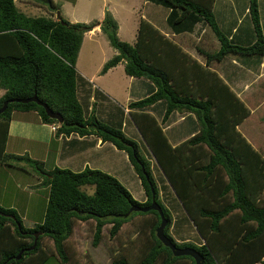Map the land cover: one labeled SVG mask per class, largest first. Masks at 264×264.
Instances as JSON below:
<instances>
[{"label":"trees","instance_id":"1","mask_svg":"<svg viewBox=\"0 0 264 264\" xmlns=\"http://www.w3.org/2000/svg\"><path fill=\"white\" fill-rule=\"evenodd\" d=\"M14 1L0 0V89L4 91L0 108L5 101L36 96L59 113L63 123L49 118L44 108L33 102L9 103L0 115V165L28 172L22 166L27 164L48 189L43 221L33 227H24L13 209L0 207L1 213L15 217L14 221L0 215V264H47L51 257L58 258L60 264H76L70 261L67 246L77 222L94 221L92 245L97 246L106 225H110V236H116L136 216L143 218V244L135 254L115 255L112 264H195L191 257H174L157 239L161 218L156 211H131L133 207L150 206L152 190L167 221L165 235L178 247L194 248L203 257V264H264V206L259 198L264 190V157L236 129L248 117L249 109L208 68L211 61L219 62L226 56L264 57L258 1L249 0L248 5L255 41L242 47L232 44L219 30L212 11L214 0H146L169 11L166 23L176 34L191 32L199 23L210 28L219 50L206 53L204 66L144 20L139 22L133 45L119 40L117 22L108 11L104 13L100 30L117 55L104 64L101 73L123 62L127 76L145 79L154 88L150 95L127 105L148 155L122 130L94 116L85 117L77 99L75 63L83 35L97 23L28 17L18 11ZM49 4L54 9L52 1ZM157 103L164 109L162 121L174 112L191 113L198 132L173 147L161 124L148 112ZM18 111L35 112L42 123L56 125L58 135H94L125 152L146 200L139 203L115 177L100 170L46 169L45 163L28 154L8 153L9 124ZM152 159L203 240L200 246L178 244L170 236L172 219L160 200ZM85 186L93 187L92 194L82 190ZM229 192L233 193L230 202ZM225 217L227 228L221 224ZM225 229L227 232H223ZM37 232L41 234L34 249L26 252ZM45 238L51 241L54 253L43 244ZM21 251L22 256L16 260Z\"/></svg>","mask_w":264,"mask_h":264},{"label":"crops","instance_id":"2","mask_svg":"<svg viewBox=\"0 0 264 264\" xmlns=\"http://www.w3.org/2000/svg\"><path fill=\"white\" fill-rule=\"evenodd\" d=\"M257 1L261 31L264 37V0ZM129 3L130 6L127 5L128 10L126 12L129 16L134 17V24H129L133 43L136 41L139 22L144 20L167 39L178 45L183 52L200 65L204 66L206 64V53L212 54L219 50V42L206 24L199 23L191 32L176 34L166 23L169 11L164 7L154 5L146 0H130ZM248 5L249 0H214L212 7L219 30L232 44L242 47H248L255 41ZM108 9L117 22V35L119 38L121 22L115 16V9ZM134 11L139 12L140 16L135 18ZM103 17L104 12H101L99 19L96 21L101 22ZM99 30V26H96L91 32L88 34L86 32L83 36L75 63L78 76L76 84L77 99L83 107L85 117L94 116L101 123L122 130L127 137L137 142L140 147L141 143L138 142L140 135L138 136L139 133L135 126L133 125V129L127 121V119H130L127 105L150 95L154 88L145 79L127 76L124 72L123 62L107 72L101 73L104 64L117 55V51L114 49V54L108 56L98 46L102 42V39H100L102 33ZM85 40H87V43H94L95 47L99 49L101 53L99 63H95L97 58L93 53L90 54L88 59L86 53L84 55V52L88 50L86 49L87 43H85ZM105 44H109V42L105 41ZM208 68L217 73L226 86L249 109L248 117L236 129L247 140L252 149L264 157V129H262L264 128V57L226 56L219 62L211 61ZM3 94L4 91L0 94V97ZM114 98L121 104L116 103ZM109 104H112V108H109ZM148 112L161 124L164 134L173 147L198 132L197 120L191 113L174 112L166 121H162L164 109L161 103L151 106ZM53 126L57 130L56 125L42 123L35 112H14L9 124L6 151L17 155L28 154L30 158L45 163L46 169L55 166L72 172H80L86 168L100 170L115 177L122 185H129V181L135 178L138 179L126 153L117 150L111 143L102 142L100 138L94 135H58L56 130H52ZM48 161L50 164H48ZM24 174L26 173L19 169L0 165V175L5 177L4 180L0 179V192L7 190L9 186L13 190L11 185H15V189H18V181L15 180L14 182L10 179L16 177L23 180ZM37 181L35 186L30 187L38 188L37 186L43 185L42 178H38ZM167 186L168 183L162 181L160 185L162 192L159 190V194L161 202L171 215L170 236L173 235L178 244L190 242L200 246L203 242H198L197 236L199 234L195 226L191 220L188 221L181 203ZM223 186L225 187V185ZM254 186V182L251 181L252 192H254ZM232 194L231 192L227 194L229 202L233 199ZM32 196L33 194L30 193L27 198L23 196L29 202L27 210H30V202L32 201L30 197ZM141 196L143 198L139 203L146 200L144 192L141 193ZM259 198L264 206V190ZM4 208L13 209L18 213L15 204ZM227 218L221 220L223 228H227ZM223 232H227V230L225 229ZM253 264H262V262Z\"/></svg>","mask_w":264,"mask_h":264},{"label":"rangeland","instance_id":"3","mask_svg":"<svg viewBox=\"0 0 264 264\" xmlns=\"http://www.w3.org/2000/svg\"><path fill=\"white\" fill-rule=\"evenodd\" d=\"M49 1H52L54 9L50 8ZM129 1L130 0H38L34 2L31 0H15L14 4L19 12L28 17H45L56 20L58 16L60 19H63L68 23H97L90 31L87 32V34L91 32L96 26H99L100 29V22H97L96 20L99 19L101 12L105 13L106 11H108L110 13L108 8H114L116 12L115 16L119 18L121 22L119 40L133 45L134 41L132 40L131 26L129 24H134V17L129 16L126 12L128 10L127 5L130 6ZM25 9L28 11V13ZM134 13L135 18L140 16L139 12L134 11ZM99 32H101V30H99ZM102 34L100 35V39H102V42H100L101 45L98 46H100L108 56H112L115 50L110 47V44H105V41L108 40L106 36L104 34L103 36ZM85 43H87V40H85ZM95 46L96 45L94 43H87L86 49L88 50L87 52H84V55L86 53L88 59L90 54L93 53L97 58V62L95 63H99L101 53ZM2 92L3 91L0 89V94H2ZM114 100L116 101V103H120L116 98H114ZM109 108H112V104H109ZM127 121L129 125H132L133 127V123L130 121V119H127ZM138 139L139 144L141 143V151L143 153L145 152V155H148V151L145 148L141 137L139 136ZM49 161L48 164H50ZM22 166H24L28 172H25L26 174H24L23 180L16 177H12L10 179L14 182L15 180L18 181V189H15V185H11L13 190H11L9 186L7 190L5 189L4 191L0 192V205L2 208H4L15 204L16 210L18 211L17 214L22 220L24 227H33L34 224H40L43 221L46 208L45 196L47 188L45 187V185H39L37 186L38 188H31L37 184V180L38 178H40V176L35 171H33L31 167L27 166V164L22 163ZM151 169L155 182H157V187L162 192V190L160 189L161 182L164 181L165 183L167 181L161 173L160 169L157 167L154 159H152L151 161ZM0 179L4 180L5 177L0 175ZM129 182V185L123 186L131 193L132 197L136 201L141 202L143 198V196H141V193H143V190L140 185V180L135 178L134 180H131ZM167 188L171 191L169 185L167 186ZM82 190L87 194H92L93 187L85 186L82 187ZM164 190L166 189L164 188ZM29 193L33 194V196L30 197V199H32V201L30 202V210H27L29 202H27L24 197L27 198ZM187 219L188 221H190L188 216ZM142 222V217L136 216L132 218L121 227L116 236H110V225H106L102 229V237L97 246L92 245L94 221L77 222L67 246V252L70 261L76 264H112L111 258H113L115 255H118L119 253L123 255H127L128 253L135 254L136 252H138V245L140 247L143 244L144 238L146 236L143 235L140 231V225ZM172 237L174 238L176 243H178L177 239L173 235ZM197 237L198 242H203L200 239L199 235ZM135 240L138 241V244H131V242ZM43 244L49 247L48 249L51 250V253H54L53 245L49 239H43ZM47 264H60V261L56 257H51Z\"/></svg>","mask_w":264,"mask_h":264},{"label":"water","instance_id":"4","mask_svg":"<svg viewBox=\"0 0 264 264\" xmlns=\"http://www.w3.org/2000/svg\"><path fill=\"white\" fill-rule=\"evenodd\" d=\"M57 18H59L57 16ZM61 21V20H60ZM61 23L63 25H65L66 23L61 21ZM12 102H17V103H30V102H33V103H36L37 105L41 106L44 108V111L46 113V115L51 118V119H54L56 121H58L59 124H62L63 123V118L62 116L59 114V113H55L53 112L45 103L41 102L40 100L37 99L36 96H33V97H30L28 99H13V100H8V101H5L3 103V105L1 106L0 108V115L6 110L7 106L9 103H12ZM149 210H153V211H156L160 218H161V223L160 225L157 227L156 229V237L157 239L162 243V245L166 248H168L172 255L174 257H182V256H186V257H191L193 260H194V263L195 264H203L204 260H203V257L201 256V254L199 252H197L194 248H190V247H184V248H181V247H178L176 246L169 237H167L164 233V229L166 227V224H167V221L166 219L164 218L163 216V213H162V210L160 208V206L156 203L155 199H154V192L152 190V201H151V204L150 206L146 207V208H140V207H133L131 209V211H134V212H147ZM0 215L1 216H5V217H8L12 220L15 221V217L12 216V215H6V214H3L0 212ZM17 226H19L17 224ZM41 234V232H37L36 234H34V243L33 245L28 248V249H25L26 252L34 249L35 247V244H36V240L38 238V236ZM24 251H21L16 257L15 259L18 260L20 259V257L22 256V253Z\"/></svg>","mask_w":264,"mask_h":264},{"label":"built area","instance_id":"5","mask_svg":"<svg viewBox=\"0 0 264 264\" xmlns=\"http://www.w3.org/2000/svg\"><path fill=\"white\" fill-rule=\"evenodd\" d=\"M52 130H54V131H55V130H56V127H55V126H53V127H52Z\"/></svg>","mask_w":264,"mask_h":264}]
</instances>
